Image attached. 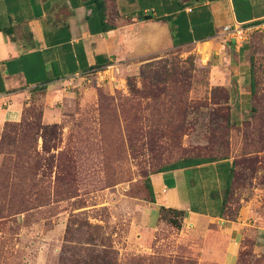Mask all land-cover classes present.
Listing matches in <instances>:
<instances>
[{"label":"rangeland","instance_id":"374dc122","mask_svg":"<svg viewBox=\"0 0 264 264\" xmlns=\"http://www.w3.org/2000/svg\"><path fill=\"white\" fill-rule=\"evenodd\" d=\"M246 46H163L0 100V264H264V26ZM207 157L232 161V193L197 232L146 182Z\"/></svg>","mask_w":264,"mask_h":264},{"label":"crops","instance_id":"0c3cea01","mask_svg":"<svg viewBox=\"0 0 264 264\" xmlns=\"http://www.w3.org/2000/svg\"><path fill=\"white\" fill-rule=\"evenodd\" d=\"M105 2L101 22L92 0H0V100L18 87L68 81L132 54L230 40L223 27L264 22V0ZM143 16L150 19L140 22ZM103 23L113 29L104 31ZM231 167L225 159L152 174L155 202L202 232L203 224L221 220Z\"/></svg>","mask_w":264,"mask_h":264},{"label":"trees","instance_id":"16d2710c","mask_svg":"<svg viewBox=\"0 0 264 264\" xmlns=\"http://www.w3.org/2000/svg\"><path fill=\"white\" fill-rule=\"evenodd\" d=\"M92 1H93V7H94L95 11L97 12V14L99 16V19L101 20V22H104V19L106 17V15H105V11H106V2H105V0H92ZM102 28H103L104 31L113 29L112 27L107 26L104 23H103ZM246 44L247 43H245V44H243L241 46V48H242L241 52L242 53L244 51H246L247 48H248L246 46ZM94 69L95 70H100L99 66H96V65L90 68V70H94ZM251 78H252L251 79V83H252V93H253L255 85H254V79L252 77V70H251ZM225 159H227V158H223V159H214V158H211V157H207V158H185V159H182L181 161H178L176 163H173V164L167 165V166H165L163 168H160L157 171L151 173V175L152 174H157V173H162V172H167V171L184 169V168H187V167L198 166V165L206 164V163H212V162L225 160ZM232 177H233V163H232V167L230 169V173H229V176H228V179H227L226 187L224 189V193H223V196H222V205H221V214H220L221 216H222V214L224 212L225 205L228 202V200H229V198L231 196V193H232V188H231ZM146 189H147V194H148V197H149V201L154 203L155 202V194H154V191H153V187L151 185L150 176H149V178L147 179V182H146ZM171 210H173V209H171ZM173 212L178 213V214L183 216V213L180 212V211L173 210ZM170 222L176 228H179V225L177 223H175V221L172 220Z\"/></svg>","mask_w":264,"mask_h":264},{"label":"built area","instance_id":"2783aa9c","mask_svg":"<svg viewBox=\"0 0 264 264\" xmlns=\"http://www.w3.org/2000/svg\"><path fill=\"white\" fill-rule=\"evenodd\" d=\"M257 22L237 24L233 27H223L222 32L228 36L230 40H233L235 45L242 46L248 42L249 34L252 29H257L264 26V22L258 25H254Z\"/></svg>","mask_w":264,"mask_h":264},{"label":"water","instance_id":"95a60500","mask_svg":"<svg viewBox=\"0 0 264 264\" xmlns=\"http://www.w3.org/2000/svg\"><path fill=\"white\" fill-rule=\"evenodd\" d=\"M149 19H150L149 16H143V17H141V18L139 19V21L142 22V21L149 20Z\"/></svg>","mask_w":264,"mask_h":264}]
</instances>
